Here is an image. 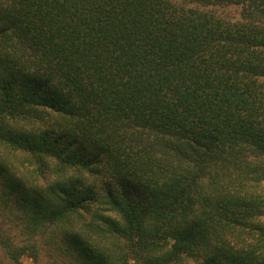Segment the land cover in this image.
<instances>
[{
  "label": "trees",
  "instance_id": "1",
  "mask_svg": "<svg viewBox=\"0 0 264 264\" xmlns=\"http://www.w3.org/2000/svg\"><path fill=\"white\" fill-rule=\"evenodd\" d=\"M55 253L264 264V0H0V264Z\"/></svg>",
  "mask_w": 264,
  "mask_h": 264
},
{
  "label": "rangeland",
  "instance_id": "2",
  "mask_svg": "<svg viewBox=\"0 0 264 264\" xmlns=\"http://www.w3.org/2000/svg\"><path fill=\"white\" fill-rule=\"evenodd\" d=\"M94 175L97 176V178L99 177L100 180H101V177L104 176V174H101V172H99L98 174H94ZM105 177L107 178V175H105ZM106 178H104V179H106ZM107 179H109V178H107ZM44 251H47V249H44ZM55 255L57 256V258L61 259V261L64 262V263L72 262V260L70 258H65V260H64L63 258L59 257L58 253H55ZM187 259L188 258L185 257L182 260H180V261H182L181 264L184 261H189ZM21 262L23 264H33V262L31 260H29V259H22ZM183 264H193V263L192 262H187V263H183Z\"/></svg>",
  "mask_w": 264,
  "mask_h": 264
}]
</instances>
